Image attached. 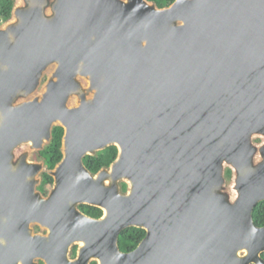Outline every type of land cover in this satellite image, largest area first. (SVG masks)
I'll list each match as a JSON object with an SVG mask.
<instances>
[{
	"label": "water",
	"instance_id": "95a60500",
	"mask_svg": "<svg viewBox=\"0 0 264 264\" xmlns=\"http://www.w3.org/2000/svg\"><path fill=\"white\" fill-rule=\"evenodd\" d=\"M109 146L94 173L85 157ZM262 200L264 0H14L0 20V264H264ZM132 226L146 235L123 251Z\"/></svg>",
	"mask_w": 264,
	"mask_h": 264
},
{
	"label": "trees",
	"instance_id": "16d2710c",
	"mask_svg": "<svg viewBox=\"0 0 264 264\" xmlns=\"http://www.w3.org/2000/svg\"><path fill=\"white\" fill-rule=\"evenodd\" d=\"M155 1L160 7L171 5L175 0H150ZM14 6V0H0V20H7L12 13ZM64 135V128L61 126H55L53 131V139L50 145H48L43 151H40L39 155L46 160V164L49 167H54L62 159V138ZM118 155V148L116 146H109L108 148L101 150L98 156L88 155L85 157V164L87 167L96 173L103 166L110 165ZM228 177H231V170L228 171ZM53 178L45 173L44 183L42 189H46V185L52 182ZM124 189H127V184H123ZM81 209L87 214L93 217H99L103 211L101 208L82 204ZM254 222L258 226H264V200L260 201L254 208L253 212ZM146 235V231L138 227H128L124 229L119 238V244L121 250L132 251L143 240ZM76 254V247H75ZM264 257V253H263ZM92 264H97L93 262Z\"/></svg>",
	"mask_w": 264,
	"mask_h": 264
},
{
	"label": "flooded vegetation",
	"instance_id": "af4514ba",
	"mask_svg": "<svg viewBox=\"0 0 264 264\" xmlns=\"http://www.w3.org/2000/svg\"><path fill=\"white\" fill-rule=\"evenodd\" d=\"M41 159H42V157H40ZM50 168H53V167H49L47 164H46V171L44 172V175H45V173H47V174H49L48 173V170L50 169ZM44 175H43V183H44ZM50 175V174H49ZM51 176V175H50ZM52 177V176H51ZM53 178V177H52ZM43 183H42V185H41V190L45 193V194H48V192H49V190L51 189V187L53 186V183H54V179L52 180V182H50V183H48L45 187H46V189H42V186H43ZM82 205V204H81ZM80 205V206H81ZM103 211V210H102ZM85 212V211H84ZM86 213V212H85ZM104 213V212H103ZM103 213H102V215H103ZM87 214V213H86ZM89 215V214H88ZM101 215V216H102ZM91 216V215H90ZM93 217V216H92ZM100 217V216H99ZM39 230H41V228H40V226H37V231H39ZM76 247V254H77V246H75ZM75 247H74V249H73V256H76V254H75ZM97 263V262H96ZM40 264H45L44 263V261H40Z\"/></svg>",
	"mask_w": 264,
	"mask_h": 264
}]
</instances>
